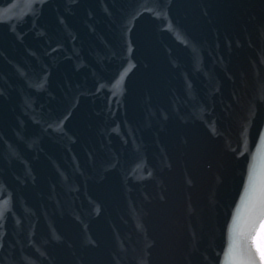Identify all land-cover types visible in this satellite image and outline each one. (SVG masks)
I'll return each instance as SVG.
<instances>
[{
  "label": "water",
  "instance_id": "obj_1",
  "mask_svg": "<svg viewBox=\"0 0 264 264\" xmlns=\"http://www.w3.org/2000/svg\"><path fill=\"white\" fill-rule=\"evenodd\" d=\"M263 226L264 0H0V264H264Z\"/></svg>",
  "mask_w": 264,
  "mask_h": 264
},
{
  "label": "rangeland",
  "instance_id": "obj_2",
  "mask_svg": "<svg viewBox=\"0 0 264 264\" xmlns=\"http://www.w3.org/2000/svg\"><path fill=\"white\" fill-rule=\"evenodd\" d=\"M261 235H262V237L264 238V230H263V232H262V234H261Z\"/></svg>",
  "mask_w": 264,
  "mask_h": 264
}]
</instances>
